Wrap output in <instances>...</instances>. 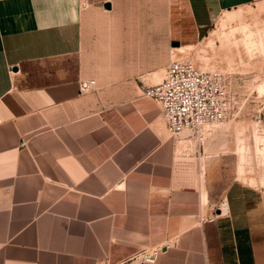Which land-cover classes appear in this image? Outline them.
I'll return each instance as SVG.
<instances>
[{"label": "crops", "instance_id": "obj_1", "mask_svg": "<svg viewBox=\"0 0 264 264\" xmlns=\"http://www.w3.org/2000/svg\"><path fill=\"white\" fill-rule=\"evenodd\" d=\"M245 1L180 0L179 50ZM81 2L0 0V264H264V185L186 154L136 83L79 93Z\"/></svg>", "mask_w": 264, "mask_h": 264}, {"label": "rangeland", "instance_id": "obj_2", "mask_svg": "<svg viewBox=\"0 0 264 264\" xmlns=\"http://www.w3.org/2000/svg\"><path fill=\"white\" fill-rule=\"evenodd\" d=\"M105 1L111 2L110 10L104 9ZM179 5L180 0H82L80 54L97 75L95 89L111 102L118 96L109 94L110 87L131 83L139 97L151 99L143 88L160 82L172 60L221 70L232 92L229 117L208 131L206 144L174 138L166 129L167 134L185 146L186 154L201 153L204 164L214 159L223 177L238 176L242 167L240 179L264 185V0L223 12L204 37L182 51L185 45L175 35ZM175 40L180 47L171 45ZM141 71L145 77L135 78ZM160 118L165 125L161 109Z\"/></svg>", "mask_w": 264, "mask_h": 264}, {"label": "built area", "instance_id": "obj_3", "mask_svg": "<svg viewBox=\"0 0 264 264\" xmlns=\"http://www.w3.org/2000/svg\"><path fill=\"white\" fill-rule=\"evenodd\" d=\"M96 84L93 78L79 79V93L92 92ZM143 94L159 105L166 129L174 138L201 142L231 114L232 92L226 74L217 68L200 69L188 59L170 61L160 82L144 87ZM217 208L226 212L224 202ZM159 251L146 250L140 257L153 263Z\"/></svg>", "mask_w": 264, "mask_h": 264}, {"label": "water", "instance_id": "obj_4", "mask_svg": "<svg viewBox=\"0 0 264 264\" xmlns=\"http://www.w3.org/2000/svg\"><path fill=\"white\" fill-rule=\"evenodd\" d=\"M103 7H104V9L110 10V9L112 8L111 2H110V1H105V2L103 3ZM171 45H172L173 47H176V46H179L180 43H179V41L175 40V41H172V42H171Z\"/></svg>", "mask_w": 264, "mask_h": 264}, {"label": "bare ground", "instance_id": "obj_5", "mask_svg": "<svg viewBox=\"0 0 264 264\" xmlns=\"http://www.w3.org/2000/svg\"><path fill=\"white\" fill-rule=\"evenodd\" d=\"M179 47H180V46H179ZM207 135H208V134H207ZM196 141H198V140H196ZM198 142H199V141H198ZM206 142H207V141H206L205 138H204V139H202L201 142H199V143L206 144Z\"/></svg>", "mask_w": 264, "mask_h": 264}]
</instances>
